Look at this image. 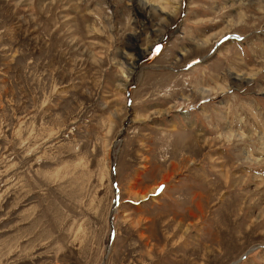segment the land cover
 Here are the masks:
<instances>
[{
  "label": "rangeland",
  "instance_id": "obj_1",
  "mask_svg": "<svg viewBox=\"0 0 264 264\" xmlns=\"http://www.w3.org/2000/svg\"><path fill=\"white\" fill-rule=\"evenodd\" d=\"M218 255L264 264V0H0V264Z\"/></svg>",
  "mask_w": 264,
  "mask_h": 264
},
{
  "label": "bare ground",
  "instance_id": "obj_2",
  "mask_svg": "<svg viewBox=\"0 0 264 264\" xmlns=\"http://www.w3.org/2000/svg\"><path fill=\"white\" fill-rule=\"evenodd\" d=\"M163 9V8H162ZM224 33H222V35H221V37H224L225 35H223ZM217 40V39H216ZM143 55H144V53H143ZM146 55V54H145ZM203 61V60H202ZM237 80H239V78L237 77L236 78ZM248 83V82H247ZM233 84V83H232ZM236 84V83H235ZM232 86V85H231ZM221 93H224V92H228V88L227 87H224V88H222L221 89V91H220ZM207 98L209 97V96H206ZM206 97H203L202 99H204V98H206ZM184 146V145H183ZM188 146V145H187ZM189 147V146H188ZM192 147V146H191ZM191 147H189L190 149H191ZM197 149V148H196ZM173 170H175V169H173ZM162 180L163 181H168L169 180V178L168 177H166V176H164V177H162ZM162 183H165V182H162ZM148 194V193H147ZM147 194L146 195H144V198H146V196H147ZM143 198V199H144ZM234 211V210H233ZM218 233V232H217ZM223 235V234H222ZM210 239H211V237H210ZM211 256V255H210ZM219 257H217L214 261H215V264H224L225 263V258H224V256H221V255H218ZM216 257V256H215ZM213 263V262H212Z\"/></svg>",
  "mask_w": 264,
  "mask_h": 264
}]
</instances>
